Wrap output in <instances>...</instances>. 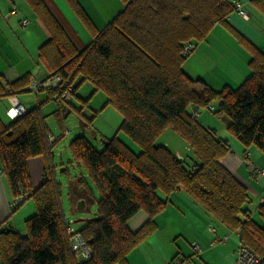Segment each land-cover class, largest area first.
Returning a JSON list of instances; mask_svg holds the SVG:
<instances>
[{
    "label": "trees",
    "instance_id": "obj_1",
    "mask_svg": "<svg viewBox=\"0 0 264 264\" xmlns=\"http://www.w3.org/2000/svg\"><path fill=\"white\" fill-rule=\"evenodd\" d=\"M26 1L50 36L39 50L49 72L47 80L59 77V92L73 86V97L79 84L91 83L94 93H103L107 105L122 115L119 131L141 149L136 154L117 137L103 140L101 150L84 135L71 141L74 156L86 165L101 194L97 216L84 220L78 229L93 252L82 264H126L127 255L156 230L154 216L165 209L166 198L178 190L238 232L241 244L261 256L264 264V225L249 216L247 189L220 163L231 149L194 115L217 103L212 111L230 134L245 147L264 152V55L228 25L232 4L228 0H121L122 11L98 31L78 2L67 0L93 37L79 51L42 0ZM252 5L264 13V0H252ZM216 25L225 27L249 51L252 73L237 89L214 91L205 85L198 93L194 86L203 81L185 71L190 55L184 54V46H198ZM29 84L28 77L11 84L0 78V98L30 92ZM45 93L46 101L56 94ZM54 115L63 126L65 108L60 106ZM167 129L186 142L193 154L189 163L157 145ZM48 135L40 106L9 124L0 119V165L10 193L14 200L33 199L36 207L35 215L25 222V235L0 231V264H80L70 251L61 186L50 162L58 139L51 142ZM36 157L44 158L45 167L44 181L34 189L28 160ZM76 184L91 197L83 180ZM140 211L147 213L148 221L132 232L128 222ZM259 215L264 222V204Z\"/></svg>",
    "mask_w": 264,
    "mask_h": 264
},
{
    "label": "crops",
    "instance_id": "obj_2",
    "mask_svg": "<svg viewBox=\"0 0 264 264\" xmlns=\"http://www.w3.org/2000/svg\"><path fill=\"white\" fill-rule=\"evenodd\" d=\"M42 1L79 51L91 43L92 35L67 0ZM76 1L98 31H102L124 8L121 0ZM236 1L243 5L250 19L244 20L237 13H232L228 17V25L264 55V13L252 5V0ZM24 21L27 22L25 26L22 25ZM49 38V33L26 0H0L1 80L8 84L23 77H28L30 82L46 81L49 72L39 59V50ZM250 60L251 54L238 39L225 27L216 25L207 39L198 44L184 69L192 78L203 81L194 86L198 93L205 90V85L214 91L225 87L237 89L252 73ZM26 94L34 96L35 100ZM47 97L45 92L38 96L23 92L8 97L10 106L0 109V119L8 124L1 117L7 116L13 99L18 100L26 110L40 106L44 112L45 104L49 102ZM217 105H212L213 110ZM199 114V122L229 145L231 151L220 163L247 189L250 200L246 210L249 216L264 225L259 215V208L264 204V173H259L264 170V152L241 144L213 111L200 110ZM39 159L28 160L34 189L44 181V162ZM78 190L80 193L83 191L81 187ZM161 197L165 199L166 196L161 194ZM81 199L86 201L82 197L77 201ZM166 199L165 209L154 216L156 230L127 255L126 264H165L174 259H188L190 264H235V252L241 244L238 232L229 230L207 214L183 190L172 193ZM13 202L0 165V231L14 230L25 235L24 222L32 217L35 208L29 204L22 208V204L13 210ZM147 221V213L140 211L129 220L128 228L136 232ZM193 243L199 246L200 253L193 252Z\"/></svg>",
    "mask_w": 264,
    "mask_h": 264
},
{
    "label": "rangeland",
    "instance_id": "obj_3",
    "mask_svg": "<svg viewBox=\"0 0 264 264\" xmlns=\"http://www.w3.org/2000/svg\"><path fill=\"white\" fill-rule=\"evenodd\" d=\"M79 82L80 80L76 81L75 85L79 84ZM26 95L29 97L31 96L32 99L35 100L34 96L30 94ZM76 95V97H73L71 104L64 106L67 115L62 122L63 126L60 125L59 119L54 115V112L57 111L61 105L49 101L45 104L46 108L44 112L41 111V113L45 117V122L50 134L53 135L55 139H58L53 147V155L50 158V162L52 173L61 186V212L65 221L78 230L84 225L83 219H91L97 216V202L101 194L93 183L86 165L83 162L77 161L74 156L70 148L71 141L76 136L84 135L95 148L101 150L103 147V140H110L117 137L134 153L139 154L141 149L127 134L119 131L123 121L122 115L115 108L107 105V99L103 93H94V87L91 83L84 82L79 84ZM21 96H23V94ZM85 101L88 102L81 109ZM9 106L10 98L1 97L0 109L2 107L6 109V107L8 108ZM1 118L8 124L11 121L8 116H2ZM157 145L165 146L177 157L184 158L187 163L190 162V158H193V154L186 142L170 129L162 133L157 140ZM36 158L43 160L45 167L44 158ZM80 179L83 180L84 185L90 191V198L85 195L84 190L81 193L79 192L76 183L79 182ZM81 197L85 198L87 203L84 211L77 210V200ZM28 204L35 208V212L33 211L32 216L35 215L36 207L34 200L28 199L22 208ZM25 222L24 229H26Z\"/></svg>",
    "mask_w": 264,
    "mask_h": 264
},
{
    "label": "built area",
    "instance_id": "obj_4",
    "mask_svg": "<svg viewBox=\"0 0 264 264\" xmlns=\"http://www.w3.org/2000/svg\"><path fill=\"white\" fill-rule=\"evenodd\" d=\"M233 6V13H237L244 20H249L250 16L245 12L243 5L236 0H228ZM26 21L22 23L23 26L26 25ZM197 45L194 43H187L184 46V54L191 55L196 49ZM62 81L59 77L51 78L46 82H37L31 81L28 90L35 96H38L40 93L46 91H54V94L51 97V101L55 102L58 105L65 106L72 103L73 99V86H68L62 92H59L60 85ZM208 110L212 111L213 107H210ZM26 113V109L24 106L16 99H13L11 107L7 111V116L11 120H15L16 118L24 115ZM194 115L198 118L200 116L198 111H194ZM48 138L51 142H54L56 139L53 135H48ZM260 174L264 173V170L259 172ZM28 198L26 196H20L14 200L12 207H17L21 204H24ZM67 236L69 237V247L71 253L75 256L78 263L82 264L84 262L89 261L92 258V249L86 242V240L82 237V235L75 229L70 223L67 227ZM192 250L194 253L198 254L201 252L199 246L196 243L192 244ZM236 260L235 264H260L262 261V257L253 253L247 246L240 244L239 248L235 252ZM165 264H190V260L188 259H174L166 262Z\"/></svg>",
    "mask_w": 264,
    "mask_h": 264
},
{
    "label": "water",
    "instance_id": "obj_5",
    "mask_svg": "<svg viewBox=\"0 0 264 264\" xmlns=\"http://www.w3.org/2000/svg\"><path fill=\"white\" fill-rule=\"evenodd\" d=\"M180 159H182V158H180ZM82 190H83V188H81V191ZM77 204H78L77 205V210L78 211H84L87 203H86V201L84 199H81V200L78 201Z\"/></svg>",
    "mask_w": 264,
    "mask_h": 264
}]
</instances>
